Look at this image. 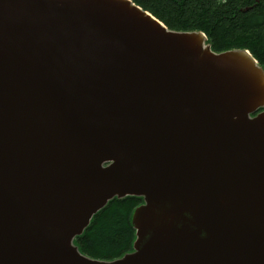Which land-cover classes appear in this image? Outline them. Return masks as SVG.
<instances>
[{
    "label": "water",
    "instance_id": "water-1",
    "mask_svg": "<svg viewBox=\"0 0 264 264\" xmlns=\"http://www.w3.org/2000/svg\"><path fill=\"white\" fill-rule=\"evenodd\" d=\"M127 197L133 251L83 254ZM0 264H264V65L133 0H0Z\"/></svg>",
    "mask_w": 264,
    "mask_h": 264
},
{
    "label": "trees",
    "instance_id": "trees-1",
    "mask_svg": "<svg viewBox=\"0 0 264 264\" xmlns=\"http://www.w3.org/2000/svg\"><path fill=\"white\" fill-rule=\"evenodd\" d=\"M174 30L203 31L214 51L248 49L264 65V0H133ZM139 197L114 199L74 239L91 259L112 261L133 251Z\"/></svg>",
    "mask_w": 264,
    "mask_h": 264
}]
</instances>
